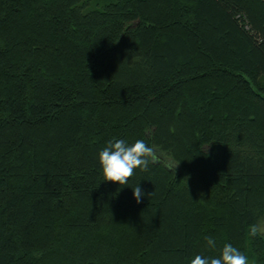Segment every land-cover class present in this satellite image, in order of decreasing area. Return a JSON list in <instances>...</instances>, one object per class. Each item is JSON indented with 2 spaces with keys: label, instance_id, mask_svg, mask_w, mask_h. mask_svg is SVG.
Instances as JSON below:
<instances>
[{
  "label": "trees",
  "instance_id": "trees-1",
  "mask_svg": "<svg viewBox=\"0 0 264 264\" xmlns=\"http://www.w3.org/2000/svg\"><path fill=\"white\" fill-rule=\"evenodd\" d=\"M113 138L158 162L104 181ZM258 222L264 0H0V264H264Z\"/></svg>",
  "mask_w": 264,
  "mask_h": 264
},
{
  "label": "clouds",
  "instance_id": "clouds-1",
  "mask_svg": "<svg viewBox=\"0 0 264 264\" xmlns=\"http://www.w3.org/2000/svg\"><path fill=\"white\" fill-rule=\"evenodd\" d=\"M98 159L104 181L117 183L121 186L129 184V180L135 175L137 169L146 172L150 163H157L159 160L154 148L147 145L144 140L137 139L129 143L124 139L117 138L107 141L99 151ZM132 189L136 202L140 203L145 193L139 184ZM248 235L253 238L257 235H264V223L258 222L249 225ZM205 243L209 249L216 248V240L213 237H205ZM189 264H257V261L255 258L250 260L231 243H225L219 256L196 254L190 258Z\"/></svg>",
  "mask_w": 264,
  "mask_h": 264
}]
</instances>
